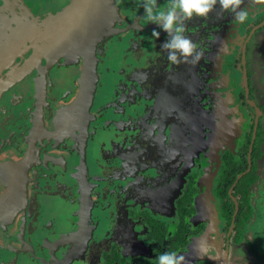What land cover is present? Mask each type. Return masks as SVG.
Segmentation results:
<instances>
[{"label": "flooded vegetation", "instance_id": "1", "mask_svg": "<svg viewBox=\"0 0 264 264\" xmlns=\"http://www.w3.org/2000/svg\"><path fill=\"white\" fill-rule=\"evenodd\" d=\"M80 3L0 0V264H264V0Z\"/></svg>", "mask_w": 264, "mask_h": 264}, {"label": "water", "instance_id": "2", "mask_svg": "<svg viewBox=\"0 0 264 264\" xmlns=\"http://www.w3.org/2000/svg\"><path fill=\"white\" fill-rule=\"evenodd\" d=\"M80 5L73 16L70 17L68 26L65 25L66 31L71 29L69 34L70 37L77 35L80 30L79 27H84L86 30V37L91 39L93 42L100 40L108 32L112 31V27L118 16V11L115 5V0H80ZM106 29V30H105ZM81 35V33H80ZM86 47V46H85ZM82 48L83 50L85 49ZM82 50V51H83ZM90 56L89 48L83 51ZM257 192H260L261 196L255 194V200L257 208L252 206L253 211L257 210L261 214L260 219L264 220V174L257 180ZM260 226H261V221ZM263 231V230H262ZM264 233V232H263ZM261 239V258L264 263V234L260 237ZM257 245L260 243H256ZM263 253V254H262ZM67 263V262H64Z\"/></svg>", "mask_w": 264, "mask_h": 264}, {"label": "rangeland", "instance_id": "3", "mask_svg": "<svg viewBox=\"0 0 264 264\" xmlns=\"http://www.w3.org/2000/svg\"><path fill=\"white\" fill-rule=\"evenodd\" d=\"M141 6H142V9H144V6L141 4ZM144 12V11H143ZM139 15H141V12H140V14ZM143 15V17H145L146 16V12L145 13H143L142 14ZM127 49H125L124 50V48L122 47L120 50H119V52H118V55L117 56H115V58H117L118 56H119V53H122L123 52V54H122V57H121V60H125L126 59V54H127ZM132 53H134V50H132ZM93 136H95L94 134H93ZM93 140H95L94 138H93ZM97 140V139H96ZM98 141H100L101 142V140L98 138ZM263 150H264V148H263ZM263 158H264V151H263ZM39 160H37V164L34 166V168L35 167H37V166H39L40 165V163L41 162H39ZM260 170H262V171H264V162H262V165L260 166ZM55 178V177H54ZM258 180V179H257ZM257 182V181H256ZM62 183V181L61 182H59V187H60V184ZM58 184V183H57ZM59 194H61V193H63V191L61 190V189H58V191H57ZM253 192L257 195V197L258 196H261V194H260V192H257L256 191V189H254L253 190ZM259 198V197H258ZM253 207H256V209L258 210V208H257V204L256 203H253ZM257 210H255L254 212H257ZM31 216H33L32 215V212H30L29 213ZM35 216V215H34ZM33 218V217H32ZM37 218V217H36ZM36 221H34V222H30V224H29V226H28V232H29V236H28V244L31 246V247H33V249L34 250H36V251H38V243H36L35 242V239L32 237L33 236V234L31 235V233L34 231V229L36 228V226H38L39 227V225L37 224V219H35ZM260 221H261V227L262 226H264V220H262V219H260ZM53 226L55 227V222H54V224H53ZM99 227V226H98ZM97 228V227H96ZM98 229V228H97ZM104 232H105V230H104ZM251 232H248V233H246V236H245V240L242 242V243H244L245 242V244H246V248H245V250L246 249H248V244L247 243H249L250 242V239L248 238V235L247 234H250ZM110 237V234H109V232H105V234L103 235V237H100V240H97V237H95L94 236V240H93V242H92V247H94V248H96L97 250H100V246L102 247L103 245H106L107 244V241H108V238ZM259 245V244H258ZM257 244H256V246H255V248H256V250H258L259 251V253H260V250H261V244H260V246H258ZM252 254V253H251ZM263 254V253H262ZM28 255V254H27ZM252 256L253 257H255V254H252ZM258 256V255H257ZM27 258V257H26ZM90 264H96L95 262V259H94V261H93V259L90 257ZM258 259H260V257L258 256ZM92 261H93V263H92ZM26 264H42V262H41V260H38L37 259V257L36 256H34L33 254H31V255H28V258H27V263ZM77 264H83V263H81V262H79V263H77Z\"/></svg>", "mask_w": 264, "mask_h": 264}, {"label": "trees", "instance_id": "4", "mask_svg": "<svg viewBox=\"0 0 264 264\" xmlns=\"http://www.w3.org/2000/svg\"><path fill=\"white\" fill-rule=\"evenodd\" d=\"M247 185L248 184L245 183V191L247 190ZM249 210H250V207H249V205L246 204L245 209H243V218H247L250 215ZM240 229H239V231H244L245 230L244 228H242L241 230Z\"/></svg>", "mask_w": 264, "mask_h": 264}]
</instances>
